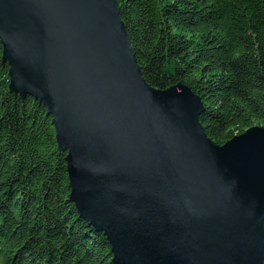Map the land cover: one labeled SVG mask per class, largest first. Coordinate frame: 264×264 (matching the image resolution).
<instances>
[{
	"label": "water",
	"instance_id": "1",
	"mask_svg": "<svg viewBox=\"0 0 264 264\" xmlns=\"http://www.w3.org/2000/svg\"><path fill=\"white\" fill-rule=\"evenodd\" d=\"M0 41L114 264H264V127L214 143L190 87L147 83L117 0H0Z\"/></svg>",
	"mask_w": 264,
	"mask_h": 264
},
{
	"label": "trees",
	"instance_id": "2",
	"mask_svg": "<svg viewBox=\"0 0 264 264\" xmlns=\"http://www.w3.org/2000/svg\"><path fill=\"white\" fill-rule=\"evenodd\" d=\"M147 83L190 87L223 146L264 127V0H117ZM0 41V264H114L70 201L53 117L10 89Z\"/></svg>",
	"mask_w": 264,
	"mask_h": 264
}]
</instances>
